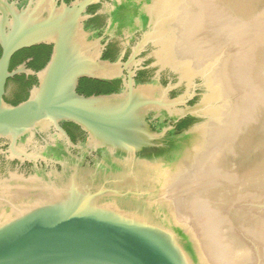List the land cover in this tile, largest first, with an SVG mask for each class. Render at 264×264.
<instances>
[{"label":"water","instance_id":"obj_1","mask_svg":"<svg viewBox=\"0 0 264 264\" xmlns=\"http://www.w3.org/2000/svg\"><path fill=\"white\" fill-rule=\"evenodd\" d=\"M99 1L29 0L20 7L0 0V138L20 151L15 155L37 162L44 158L27 147L53 129L55 140L84 153L46 160L51 171L0 200V264H207L192 225L164 187L139 183L155 166L164 171L181 160L205 118L192 112L199 104L170 97L177 85L164 86L162 70L150 82L136 81L144 46L127 62L123 55L104 58V37L86 26L87 9ZM41 44L52 53L40 72L9 71L16 52ZM21 73L36 75L38 85L11 105L6 83ZM82 79L122 81L123 88L87 97L78 93ZM188 115L202 123L179 135L165 123ZM62 123L80 127L86 142L73 145ZM96 150L110 156L92 164L87 155Z\"/></svg>","mask_w":264,"mask_h":264},{"label":"rangeland","instance_id":"obj_2","mask_svg":"<svg viewBox=\"0 0 264 264\" xmlns=\"http://www.w3.org/2000/svg\"><path fill=\"white\" fill-rule=\"evenodd\" d=\"M170 1L176 7L165 8V11L163 9L154 10V14L152 13L156 19L152 31L147 34L146 38L153 43V46L150 43L147 46L143 45L147 53L150 51L152 53L153 57L151 56L150 59L151 64L156 65L155 70L173 71L178 74L180 71H177V66L181 70H188L193 73L190 81L194 78L203 80V97L207 92L206 84L210 81L218 94L214 108L219 112L224 104L229 105L230 110L233 107V114L237 111L238 104L243 101L241 86L244 83L245 90L249 92L247 98L250 99V103L253 102L254 108L258 104V100L250 91H259L260 100L263 101L261 109L264 112V68H261L258 74L255 71L257 51L261 49L263 53L264 50V13H262L264 12V0ZM188 16H190L189 19ZM176 25L180 27H177L178 30L175 29ZM173 36H177V40L180 39L178 45L181 51L175 60L176 65H179L171 69L169 66L162 67L157 62L154 51L156 42L163 39L161 43H167L169 40L165 38L170 37L172 40L175 39ZM238 52L239 54H237ZM137 61L140 63L141 59ZM228 83L229 93L226 94L225 87ZM220 89L221 91H219ZM191 93V90L188 89L175 99L180 97L188 99L191 97ZM238 113L242 114L240 108ZM262 129L260 134L264 139V128ZM260 134L259 138H261ZM262 145L264 146V144ZM263 146L256 151L247 149L251 157L243 158L241 162L242 165L249 168L255 167L257 162L260 163L262 167L260 175L264 177ZM252 154H258L259 157L252 156ZM235 162L236 159H233L230 165L232 166ZM202 176L206 178L200 174V178L196 180V184H193L195 186L191 192L185 191L183 188L176 192V198L170 199L177 203L178 210L192 225L206 263L264 264V178H262L263 180L259 179L258 186L262 190H256L255 193H258V196H253V191L236 189L233 186L234 188L229 192V198H226V192L219 191L223 184L219 174L214 177V184L217 185L213 189H218L216 191L218 195L213 190L210 191L213 195L206 194L209 186H205L206 183L201 181L203 180ZM232 182L237 183L238 181ZM163 187L165 194H168L166 196L171 195L172 191L168 189V186L164 185ZM168 190L171 193H168Z\"/></svg>","mask_w":264,"mask_h":264},{"label":"flooded vegetation","instance_id":"obj_3","mask_svg":"<svg viewBox=\"0 0 264 264\" xmlns=\"http://www.w3.org/2000/svg\"><path fill=\"white\" fill-rule=\"evenodd\" d=\"M8 1L21 7L25 6L29 0ZM61 1L69 5L74 0ZM147 1L151 4L153 0ZM144 5L145 0H101L87 9L90 17L86 21V26L98 31L99 35L104 37V44H106L105 59L116 60L123 55V62H127L137 46L142 47L145 44L147 46L149 43L153 46V43L147 40L146 36L152 31L156 16L146 11ZM51 53L52 47L44 44L21 49L13 55L9 71L12 72L25 67L28 71L38 73L43 68L36 69V65L40 67L43 63H47L50 60ZM1 55L2 47L0 45V58ZM151 56V51L147 53L146 50L137 56L136 61L141 59V63L137 61L136 81L150 82L158 75V71L155 70V67H152ZM159 77L160 82L166 87L169 84L177 85L176 89L170 93L172 99L190 89L192 95L188 99L185 98L186 106L194 107L201 103L204 92L202 79L194 78L189 82L182 81L180 75L173 71H160ZM109 84L112 86L109 89L111 92L100 95L118 93L123 88L122 81H112ZM37 85L36 75L18 74L7 80L4 98L11 105L20 104L29 97L31 90ZM178 108H185V106L179 105ZM165 123H169L175 129L176 134L179 135L202 123V121L188 115L180 118L177 122L166 121ZM60 126L67 133L73 145L78 146L86 142L87 135L77 125L62 123ZM55 138L53 129L35 135L33 142L27 147V153H34L44 158V160L40 159L37 162L22 159L20 156L15 155V153L19 154L20 151L13 152L10 142L0 138V200L9 196L16 186L34 180L38 172L48 173L51 171V164L46 160H58L60 157L68 155L77 158L84 156L80 149H69L67 142H61L55 140ZM65 147L69 150L64 151ZM108 156H110L108 153L96 150V152L87 155V159L93 164L94 158L100 159ZM55 167L58 171H61L59 164ZM5 186L7 187L4 188Z\"/></svg>","mask_w":264,"mask_h":264},{"label":"bare ground","instance_id":"obj_4","mask_svg":"<svg viewBox=\"0 0 264 264\" xmlns=\"http://www.w3.org/2000/svg\"><path fill=\"white\" fill-rule=\"evenodd\" d=\"M116 1H119V0H116ZM172 4L174 3H171L170 0H153L151 4L147 0H145L144 9L154 14V10L159 11L161 9L164 10L165 8L172 9L173 7H176L175 5L173 6ZM189 17L190 16H188V19ZM177 27L180 28L179 26L176 25L175 29H177ZM176 37L177 36H175L174 37L175 39H172V40L170 37L165 38L169 40V41L167 40L168 41L167 43H161L163 39L157 43L156 41L158 38L155 41L156 50L154 51V57L156 58L157 62L162 67L169 66L172 69L174 68V66L179 65V64L176 65L175 60L181 51L178 45L180 43L179 41L180 39L177 40ZM257 52L259 53V55L257 53L258 56L257 55L255 56L256 57L255 62L257 65H256V70L255 69L254 70L257 71V74H258L261 68H264L263 67L264 50H263V53L261 49L258 50ZM237 54H239V52ZM261 63L263 64L261 65ZM177 68H176L177 71H180L179 74H180L181 80L182 81L185 80L187 82L188 80L190 81V78L193 77V73L189 72L188 70H181L179 69L178 66ZM206 86H207L206 87L207 92L204 94V97L202 99L203 101L201 102L200 105L196 107V109L192 111L196 115L204 117L205 122L196 130L195 135L191 136V138L193 139H191L190 144L188 145L189 147H188L187 152L186 151L184 152L186 154L185 155L183 154L184 156L182 155L183 156L182 159L181 160L179 159L177 162H175L174 166L172 165L173 167L171 166L165 169L164 171H162L160 168L155 166L157 168L155 167L153 168V170L151 171V175L150 176L148 175L146 179H142V181L139 183L140 184H151L152 183L154 185V188L156 189L157 188L161 189L163 188L164 185H167L168 189L172 191L171 193L168 190L169 191L168 193H171V195L169 194L168 197L166 196L168 199H170V198H176L175 196L176 192L181 191L183 188L185 191L191 192L195 186V185L193 186V184H196V180L199 179L200 174H202L206 176V178L202 176L203 180L201 181H203V183L204 182L206 183L205 186H209V188L207 189L208 191H206V194L209 195L211 194L210 191L216 188L215 186L217 184L216 185L214 184L215 183L214 177L219 174L223 182L222 187L219 191L221 193L222 191H225L226 198H229L228 197L229 192H231V190L234 188L233 186H235L236 189L239 188L242 190L244 189L247 191H253L254 193L253 196H258V193H255V192L256 190L259 191L261 189L258 186L259 179L263 180L262 178H264L262 175H260L261 168H262L261 164L257 162V165L255 167L249 168V167H245V165H242L241 161L243 158L247 159L246 157L248 156L251 157V154L247 152V149H250V151L260 150V147L263 146L262 144H264V141H263L264 139L262 138V134H260V131H262L263 130L262 128H264L263 126L264 112L261 109L262 108L261 105L263 101L260 100V93L258 90L253 91L254 93L250 91V93L255 97V99L258 100V104L254 108L252 104L253 102L250 103V99L247 98V96L249 95L248 94L249 92L245 90V85L243 83V85L241 86V94H243V101H241L238 104L239 105L238 109L233 114V111H232L233 107L230 110L229 105L227 104H224L222 106V108L220 109V112L214 108L218 94L216 92V89L213 87L214 85L212 86L210 84V81L209 83L206 84ZM219 91H221V89ZM228 91H229V83L225 87V93L228 94L229 93ZM222 92L220 93L222 94ZM239 108L241 109V112H242L241 115H239L238 113ZM259 134L261 135V138H259ZM262 149H264V146L262 147ZM258 154L261 155V153H258ZM258 154L257 155L252 154V156L259 157ZM233 159H236V162L231 166L230 164L233 161ZM227 164H229V166H227ZM143 172H144V168L143 170L137 173H143ZM166 173L168 176H167V181L164 184V178H165ZM231 179H236L238 182L233 183L232 181H236V180H231ZM188 186H191V187L189 188ZM6 187L7 186H5L4 188ZM216 191H218V189L213 190V192L215 193ZM170 200L172 201V199ZM172 202L176 203L175 201H172ZM176 207H178L177 203H176Z\"/></svg>","mask_w":264,"mask_h":264},{"label":"trees","instance_id":"obj_5","mask_svg":"<svg viewBox=\"0 0 264 264\" xmlns=\"http://www.w3.org/2000/svg\"><path fill=\"white\" fill-rule=\"evenodd\" d=\"M47 63H43L40 67L36 65V69L44 68ZM111 87L112 86L109 83L98 82L96 80H90V79H82L80 80V84L78 87V93L81 95L87 96V97L93 96V95L108 94L111 92L109 90L111 89ZM14 105H18V104H14Z\"/></svg>","mask_w":264,"mask_h":264}]
</instances>
